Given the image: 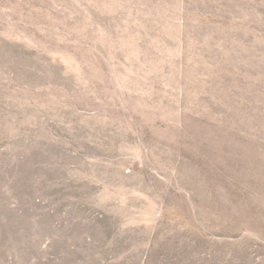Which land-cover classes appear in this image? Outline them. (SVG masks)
I'll list each match as a JSON object with an SVG mask.
<instances>
[{"label":"rangeland","instance_id":"374dc122","mask_svg":"<svg viewBox=\"0 0 264 264\" xmlns=\"http://www.w3.org/2000/svg\"><path fill=\"white\" fill-rule=\"evenodd\" d=\"M0 264H264V0H0Z\"/></svg>","mask_w":264,"mask_h":264}]
</instances>
